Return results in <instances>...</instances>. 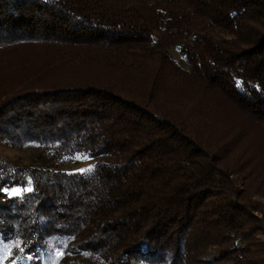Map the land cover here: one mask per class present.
Segmentation results:
<instances>
[{
	"label": "trees",
	"instance_id": "obj_1",
	"mask_svg": "<svg viewBox=\"0 0 264 264\" xmlns=\"http://www.w3.org/2000/svg\"><path fill=\"white\" fill-rule=\"evenodd\" d=\"M0 48V139L95 158L0 155V189H33L0 190L8 264L53 235L104 264H264V0H0Z\"/></svg>",
	"mask_w": 264,
	"mask_h": 264
},
{
	"label": "rangeland",
	"instance_id": "obj_2",
	"mask_svg": "<svg viewBox=\"0 0 264 264\" xmlns=\"http://www.w3.org/2000/svg\"><path fill=\"white\" fill-rule=\"evenodd\" d=\"M256 12L258 14L260 12V9L257 8ZM250 23L253 27L256 25L253 22ZM169 51L176 60V62L183 69L187 67L186 60L184 56L180 54L177 47L172 46L169 48ZM3 53L4 52L0 48V84H1L0 101L2 99H6L9 95H12L13 93L17 92L16 91L17 88L12 89L13 87H10L9 85L11 78L13 80L14 77H17V72L12 73V76L7 74L8 72L4 68L10 65V63H7V57L3 56ZM1 79H2V83H1ZM17 83L18 84L16 86L29 84L28 82H25L22 79V77H20ZM0 155L9 159L12 162H20V163L33 164V165L50 164L57 168L65 169L69 171L81 169L95 159L94 157H89V159H77V157H84L79 155L62 157L58 159L51 158L48 153V150H46V148L43 145L37 142L26 143L22 146H14L1 139H0ZM233 177L235 179L236 182L235 186L237 187V189L239 191H242V189L244 188L245 190L246 185L245 182H243V180L241 179L242 176L235 175ZM254 182L255 183L251 182L252 186L250 185L253 191H255V187L258 185L257 181L254 180ZM28 187L29 186L27 187L15 186L10 188L9 190L13 188L23 190ZM251 198L254 200H259L262 203H264V197L252 195ZM254 215L259 216L260 214L258 212H254ZM71 239L72 238L69 236H60V235L49 236L44 240V242L39 248L37 262L31 263L29 260H24L21 262H16L15 264H53V261H57L58 264H104L91 259L88 256V254L84 252L72 253L71 251H68V247L70 245ZM257 240H264V233H258ZM5 245L11 246L10 250L5 249L4 247ZM13 245L14 243L11 240H6L0 236V264H8L7 261L11 256ZM58 251H62L63 253H65V255L63 257H57L56 253ZM210 252H211L210 258H212V256L216 254L215 247H212L210 249ZM10 264H12V262Z\"/></svg>",
	"mask_w": 264,
	"mask_h": 264
},
{
	"label": "snow or ice",
	"instance_id": "obj_3",
	"mask_svg": "<svg viewBox=\"0 0 264 264\" xmlns=\"http://www.w3.org/2000/svg\"><path fill=\"white\" fill-rule=\"evenodd\" d=\"M77 159H89V157H87V156H85V157H77ZM77 171L80 172L81 174H84V173L92 171V168L89 167L87 169H78ZM0 190L4 191L8 196H11V197H18V196L22 195V192H31V191H33V189L31 187L25 188L23 190L17 189V188H13L11 190H9V189H0ZM15 246L18 247L21 252L24 251V248L20 247L19 243H16ZM4 247H5V249L10 250L11 246L5 245ZM64 255H65V253H63L62 251H58L56 253L57 257H63ZM28 259H32V257L29 256ZM12 264H15V261H13ZM53 264H58V262L57 261H53Z\"/></svg>",
	"mask_w": 264,
	"mask_h": 264
}]
</instances>
